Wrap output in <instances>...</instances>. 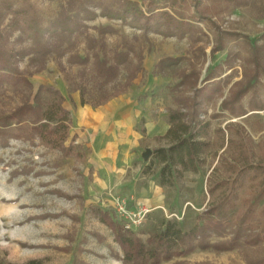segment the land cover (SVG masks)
Listing matches in <instances>:
<instances>
[{"label": "trees", "instance_id": "1", "mask_svg": "<svg viewBox=\"0 0 264 264\" xmlns=\"http://www.w3.org/2000/svg\"><path fill=\"white\" fill-rule=\"evenodd\" d=\"M240 1L67 0L56 17L46 20L32 0H21L19 6L11 0H0V93L29 92L9 114H0V148H9L11 141L40 144L59 151L63 158H78L83 150L73 132L62 90L41 84L34 92L30 76L19 68L25 59L39 70L51 58L65 59L69 66L79 67L76 76L62 69L69 98L73 102V94L79 93L81 106L99 108L128 93L139 77L141 81L146 79L148 72L139 47L152 34L205 42L211 47L212 61L231 42L243 37L223 30L217 20ZM10 16L13 28L8 32L4 23ZM97 18L120 22L122 27L140 33L131 38L122 36L120 43L109 50L105 37L120 31L112 25L99 26L95 28L97 36H93L88 23ZM15 31L19 32L15 41L24 47L11 46ZM244 39L249 48L247 56L230 50L222 62L214 66L210 63L206 69L208 55L204 48L192 58L166 57L155 65L153 76L179 80L169 88L175 108L167 110V136L175 139L168 149L157 150L165 163L160 185H174L185 170L197 172L207 163L205 154L218 157L219 166L214 171H223V176L207 179V193L214 201L197 216L191 229L182 231L178 222L169 221L163 231L149 234L145 241L125 229L109 210L90 206L91 214L111 229L120 252L111 248L110 256L121 264H163L196 251H237L247 264H264V254L257 252L264 248V162H252L254 142L244 126L228 123L213 127L214 120L264 111V34L261 44ZM80 42L85 45L84 55L79 50ZM183 61H187L185 67L180 66ZM238 61L240 70L236 68ZM239 72L241 78L236 80ZM224 148L223 153L228 150L229 154L218 155ZM260 150L264 157L263 142ZM62 163H55L54 168ZM23 170L28 174L34 168ZM167 172L169 180L165 179ZM248 187L251 190L245 196ZM99 237L95 236L97 240ZM74 264L86 263L75 260Z\"/></svg>", "mask_w": 264, "mask_h": 264}, {"label": "rangeland", "instance_id": "2", "mask_svg": "<svg viewBox=\"0 0 264 264\" xmlns=\"http://www.w3.org/2000/svg\"><path fill=\"white\" fill-rule=\"evenodd\" d=\"M11 1L16 2V6L21 3V0ZM32 2L45 19L50 20L57 16L67 0ZM240 2L238 6L232 7L230 13L216 19L223 30L236 32L243 37L231 42L212 61L211 47L205 42L194 43L190 39L177 40L153 34L149 36L148 42L143 41L139 50L144 58L143 66L148 72L146 79L141 81L139 77L126 95L112 101V105L129 106V111L137 109L135 124L129 126V116L122 111L119 118L99 136L88 130V126L79 125L78 116L84 109L80 104L79 93L73 94V102L69 98L65 72L76 76L79 67L69 66L65 59L58 61L54 58L48 60L42 70L29 64L28 59L19 64V68L30 76L34 92L41 84L54 85L62 90L66 97L65 106L70 110L74 123L73 132L78 130L85 133L81 135L84 141L82 138L77 141L84 145L78 158H63L57 150L40 144L30 146L19 141H11L9 148H0V264H74L75 260L86 264H121L110 256L111 248L120 252L113 241L111 229L91 214L90 206L109 210L120 223L122 220L116 216L118 203L124 204L128 211L147 210L142 223L133 229L144 241L149 234L163 231L169 221L178 222L182 231H188L195 225L197 216L214 201L207 193V179L211 175L216 178L223 176V171H214L219 166L218 157L215 159L212 154H205L203 158L207 163L197 172L185 170L181 177L174 180V185H160L165 163L157 150L168 149L175 139V136H167L166 133L167 127H170L167 110L175 108L169 88L179 80L175 77H155L152 72L161 59L179 56L192 58L199 52V48H204L208 55L205 69L210 63L214 66L222 62L230 50L247 56L249 48L245 45V37L252 44L262 43L264 0ZM11 20L10 16L4 23V29L8 32L13 28L10 27ZM88 25L93 36H97L95 28L99 26L112 25L120 31L118 35L105 37L109 50L120 43L122 36L131 38L140 33L122 27L120 22L105 18H97ZM18 36L19 32L15 31L10 39L11 46L17 49L24 47V44L15 41ZM84 48V43L80 42L79 50L82 55ZM186 65L187 61H183L180 66ZM239 65L240 61L236 67L240 70ZM63 68L65 72L62 71ZM239 73L236 80L241 78V72ZM28 95L29 92L24 89L0 93V114H9ZM211 112L212 108L209 109V113ZM228 123H238L246 128L248 136L254 142L252 162H264L260 150V144L264 143V111L240 118L214 120L213 127L219 124L225 127ZM155 125L160 132L158 135L153 131ZM143 129L149 132L146 136L142 135ZM95 145L101 150L106 146L111 147L114 162L110 160L109 164L113 165V169L107 173L99 170L94 162ZM147 149L152 154L145 161L143 154ZM224 150L225 148L219 150L218 155ZM226 153L229 154L228 150ZM59 161L63 162L62 165L54 168V164ZM25 168H34V171L27 174L23 170ZM36 172L38 174L35 175ZM169 178L167 172L165 179ZM103 189H106V193L102 192ZM98 190L97 201L94 192ZM250 190L248 187L243 194L248 195ZM60 193L65 196L59 195ZM100 196L108 197L111 202L105 200V197L100 199ZM95 236L101 238L97 240ZM257 252L258 255L264 254V248ZM163 264L247 263L237 251L221 254L196 251Z\"/></svg>", "mask_w": 264, "mask_h": 264}, {"label": "crops", "instance_id": "3", "mask_svg": "<svg viewBox=\"0 0 264 264\" xmlns=\"http://www.w3.org/2000/svg\"><path fill=\"white\" fill-rule=\"evenodd\" d=\"M126 95V94H124ZM123 96V95H121ZM121 96L112 99L111 101H109L106 105L101 106L99 108H93L91 106H83L82 108H84L82 110V112L79 114L78 119H79V125H83V126H88V130H92L94 132L95 135L99 136L102 135L104 133V131H106L108 126H111L113 121L117 118H119L120 114L122 113V111H125L124 114L129 116V121L130 124L129 126H131L132 124H135V118L137 119V109H131V111H129L128 109L130 108L129 106H120V105H112V101L114 100H118V98H120ZM122 109V110H121ZM126 123L124 124V129H125ZM129 126H127V129H129ZM169 126L167 127V130H169ZM94 129V130H93ZM154 130V134L158 135L160 132L158 130V127L155 125V127L153 128ZM150 131V130H149ZM158 131V132H155ZM142 135L146 136L149 132H146V129H143ZM168 132V131H167ZM166 132V133H167ZM74 134L77 135V141H80L79 139L82 138L81 135H84V132L81 131H76ZM94 135V136H95ZM83 140V138H82ZM84 141V140H83ZM80 144L84 145L82 142H79ZM97 146V148H96ZM95 151H94V159L96 162V166L100 169L103 170V173H107V171L113 169V165L109 164L110 160L111 162H114L112 159V153L110 150L111 147L110 146H106L105 149L101 150L99 149L98 145H95ZM100 190L95 191L94 193L97 195L96 200H99V193ZM102 192L106 193V189H103ZM102 197H105L108 202H111L110 199L106 196H100V199ZM108 198V199H107ZM103 199V198H102Z\"/></svg>", "mask_w": 264, "mask_h": 264}, {"label": "built area", "instance_id": "4", "mask_svg": "<svg viewBox=\"0 0 264 264\" xmlns=\"http://www.w3.org/2000/svg\"><path fill=\"white\" fill-rule=\"evenodd\" d=\"M146 213H148L147 210L142 212L128 211L122 203H118L116 208V216L122 220V224L127 230H133L134 227L140 225Z\"/></svg>", "mask_w": 264, "mask_h": 264}, {"label": "water", "instance_id": "5", "mask_svg": "<svg viewBox=\"0 0 264 264\" xmlns=\"http://www.w3.org/2000/svg\"><path fill=\"white\" fill-rule=\"evenodd\" d=\"M152 151L150 149H147L146 152L143 154V158L145 161L149 160L151 157Z\"/></svg>", "mask_w": 264, "mask_h": 264}]
</instances>
